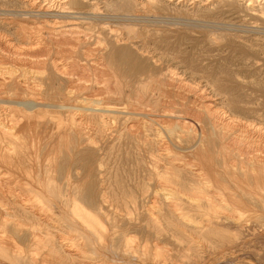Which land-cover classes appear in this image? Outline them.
Returning <instances> with one entry per match:
<instances>
[{
	"label": "bare ground",
	"instance_id": "bare-ground-1",
	"mask_svg": "<svg viewBox=\"0 0 264 264\" xmlns=\"http://www.w3.org/2000/svg\"><path fill=\"white\" fill-rule=\"evenodd\" d=\"M0 2L12 8L0 13V42L7 45L10 54H16L13 50L19 52V46L16 47L13 40L23 39L27 47L20 46V52L24 51L23 54L31 59L36 68L33 70L44 75L47 88L41 93L35 87L32 75H27L30 71L15 75L11 66L0 64L3 76L0 80V264H168L162 262L160 255L163 253L158 248L145 250L140 247L137 250L131 247L133 240L128 238L129 235L125 237L110 231L115 219L110 218V222L109 215L101 211V206L111 199L107 190L112 165L105 162V154L96 157L108 138L106 136L122 145L126 141L143 145L149 152L155 151L162 141L161 131L165 128L151 129L145 120L141 124L138 117L147 118L154 124L153 116L164 119L168 133L164 149L167 152L176 147L185 150L189 157L175 168L168 163L160 171L155 167V159L147 160L141 155L136 162L145 172L141 178L143 191L147 179L153 176L174 183L177 188L165 186L167 193L155 190L153 198L156 201L170 198L175 206L187 204L191 207L177 209V219L196 223L192 230L197 234L203 231L217 234L220 226L233 229L235 235H242L241 238L247 233L255 238L264 237V111L253 107L254 100L245 96L249 84L264 87V71L263 75L249 80L238 66L209 77L204 71L171 65L167 66L165 81L154 80L151 75L163 70L161 55H173L174 52L157 55L137 41L175 28L190 34L205 33L209 45L234 41L264 55V0ZM174 11L182 13L183 18L177 16L178 19H174ZM227 13L238 15L233 17L239 21L244 22L247 17L260 20V24L219 20V14ZM28 25L32 28L30 32ZM89 39L96 40L99 49L93 52L86 48L82 49L81 56L76 54V46L89 44ZM51 45H54L53 49ZM62 46L66 48L59 50ZM115 50L130 62L128 66H124L121 59L118 64L109 58ZM241 63L254 71L256 67L259 70L260 66L264 67L263 62L258 65L246 59ZM100 82L112 85L115 90L165 89V92L175 93L180 101L176 110L168 106L169 109L162 113L154 110L148 113L141 110L140 113L137 109L130 110L128 103L85 94ZM61 86L74 94L53 92L55 87L61 89ZM130 120L139 122L142 129L135 126L132 130L137 122L132 121L129 125ZM164 124L161 125L164 127ZM40 141L46 143L38 146ZM107 159L110 162V158ZM92 166L99 168L98 179H92V175L84 171ZM191 166L195 167L194 171L190 170ZM105 172L106 179L102 176ZM172 210L167 207L166 215H172ZM51 213L57 216L52 225L49 224ZM193 213L206 217L205 221H196L199 216L193 217ZM24 220L29 221L26 229L22 228L26 226ZM151 224L153 229L156 228L157 219L153 217ZM48 227L57 233L48 231ZM175 236L179 237L176 233ZM196 239L201 245V238ZM195 252L197 258L198 251ZM239 256L230 257L229 262L248 264V259L243 262V257Z\"/></svg>",
	"mask_w": 264,
	"mask_h": 264
},
{
	"label": "rangeland",
	"instance_id": "rangeland-1",
	"mask_svg": "<svg viewBox=\"0 0 264 264\" xmlns=\"http://www.w3.org/2000/svg\"><path fill=\"white\" fill-rule=\"evenodd\" d=\"M11 9H12L11 7H9V6L7 7V5H3L0 2V13H2L3 10H11ZM179 14L180 13L174 11V19L183 18L184 15L182 13L180 15ZM226 15L229 18H227ZM226 15L219 14V16H220L219 20L228 21L230 23H232V22L233 23H241V22L246 23L247 22V23L252 24V25L253 24L259 25L260 24V20H252V19H248L246 17L245 21L243 22L241 20V18H240L241 21H239L238 18L234 19L233 16H238L236 14L230 15L229 13H227ZM177 16H178V18H177ZM239 17H241V16H239ZM27 28H28V32H30L32 30L30 25H28ZM138 40H139V43H143L142 45L146 50H148L150 52H154L157 55H160L162 53H170V52L173 54V52H174L173 55H170V54L161 55L162 56L161 62H162L163 70L161 71V73H158L156 75H151V76H153L154 80L159 79V80L165 81V76L168 75V74H166L168 72L167 66H171V65L172 66L179 65L180 67H184V66L185 67L186 66L191 67L198 72L204 71L205 74L209 77H214V75L218 74L219 71L229 72L230 70L237 69V66L239 67L240 71L243 74H245V76H247V78L249 80L257 78L258 74L263 75L262 74V71H264L263 66H260V67H262V68H260L261 70H259V68L256 67L257 70L254 71L250 67L242 66L241 62L244 59H246V60H251L253 62L255 61V62H257L258 65H261L262 62L264 64V55H259L256 52H254L251 48L249 49L245 45L239 44L238 42L228 41V42H222L221 44H218V45H209L205 41V33L190 34V33H185L183 31H180V30H176L175 28H174V31H171V32H167V33H163V34H159V35H155V34L152 35L151 34V35L146 36L143 39H137V41ZM141 41H143V42H141ZM95 42H96V40L89 39V44H86V45L78 44L75 48L76 54L81 56L82 52H83L82 49L85 50L86 48H90L91 51L96 52L97 49H99V46L95 45L96 44ZM23 43H25V41H23V39L13 40V44H15L16 47L19 46L18 47L19 52H20V46L21 47L26 46ZM69 45L67 47H69L71 49V46H69ZM240 46H243V47H240ZM50 47L53 49L54 45H51ZM64 48H66V46H62L59 50H64ZM56 50H58V49H56ZM15 51H17V50H13V52L16 54H10V52L7 50V45L0 42V64H3L4 66H8V67L11 66L10 69L13 68V69H11V71H13V73L15 75H20L22 73L27 74L30 71L31 73H29L27 75H30V76L32 75L31 79L33 82L35 80V82H34L35 87L39 88L41 93H44L45 90L47 89L46 85L44 84L45 83L44 75L42 73H39V72L33 70V68L34 69H36V68L33 66L31 59L29 57H27L25 54H23L24 51H21L20 53L17 51L20 54V56ZM53 51H55V50H53ZM21 53L24 56H22ZM11 56H13V57H11ZM14 58H17V60ZM109 58H111L113 61H116V63H118V64H119V61L121 59L124 66H128V64H130V62L127 61L125 58H121V54H119L116 50L110 54ZM25 60H29V62L25 61ZM14 61H15V63H14ZM171 62L172 63L174 62V63L172 64ZM27 63H29L30 65ZM21 64H23V65L21 66ZM25 65L27 67H29V69ZM24 67H26V68L24 69ZM25 70L28 72H26ZM32 70H33V72H32ZM35 72H36V74H35ZM131 72H133V71H131ZM3 75H5V74H3ZM1 76H2V74H0V80L3 79V76L2 77ZM5 76H8V75H5ZM221 77L225 78L224 75H222ZM141 78H143V76ZM143 80H145V79H143ZM103 81H105V80H103ZM100 84H99V86L92 87L90 90L85 92V94H87L90 97H92V95L94 96L95 94H97L96 96H94L92 98H97L99 96L98 99L108 98L111 101L115 100L117 103H121V102L122 103H128L126 105L129 109L131 108L130 110L137 109V111H140V113L145 112V111H146V113H148L149 111L152 112L153 110L156 113H162V112L166 111V109H169V107L173 108L172 110H176L175 107L177 106V104L180 101L179 97L177 95H175V93L170 94L168 92H165L164 88H163L164 90H148V91L147 90H145V91L140 90V91L136 92V91H129V90H115V89H113L112 85L106 86V84H104L103 82H100ZM40 88H42V89H40ZM110 88H111V90H110ZM0 89H1V85H0ZM98 90H99V92H98ZM101 91H102V93H101ZM245 91H246L245 96H248L249 99L251 98L254 100L253 101V104H254L253 107L261 109L264 111V87L261 85L258 86V85L249 84L245 88ZM53 92H55L57 95H63V94L68 93V96H69V95L74 94L73 93L74 91H68L66 87L64 89V87H62V86H61V89L55 87L53 89ZM71 92H72V94H71ZM165 93H167V94H165ZM128 98L130 100H128ZM166 99H168V100H166ZM169 99H170V101H169ZM50 101H52V100H50ZM140 102H142L143 104L140 105ZM160 103H162V105ZM163 106L164 107L167 106V107L164 108ZM138 109H140V110H138ZM141 110H142V112H141ZM152 118L156 121L155 124L158 123L159 126H156L158 124L155 125L151 121L147 120V118L138 117L137 119L139 122L141 121L140 122L141 124L145 120L144 123H149L151 129L160 128V127L162 129H164V128L166 129L167 124H166V121L164 119H161L157 116H153ZM142 119H143V121H142ZM132 121L133 120H130V122L128 121V124L130 123L129 125H131L133 122H135V123L137 122L136 120L133 122ZM139 122H137L136 125L132 126L131 129L133 130L134 127L136 126V127H138L137 128L138 130H139V128L141 130L142 129L141 124H139ZM160 123L161 124L165 123L164 127ZM165 129L161 131L163 133L162 141H159V143H158L159 146L157 145L156 146L157 148H155V151H153V152L146 151V148L143 145L137 146V145L132 144L131 142H127V141L124 142L123 145L117 143L116 141L115 142L113 141L114 142V144H113L111 136L110 137L106 136L108 138L105 139L106 141L102 144V149L100 150V152L98 154H96L97 158L100 154H105L106 155L105 162L108 163L109 166L112 165L111 169H109L110 172L108 171L109 172L108 176L110 177V179H109L110 180V187L107 190L108 193L111 195V199L109 200L108 203L103 204L101 206V208H102L101 211L107 213L109 215V219L113 218V217L115 219L114 221L112 220L113 222H111V219H110V222L113 224V226H112V224H110L112 227H109V228H111L109 230L112 232H115L117 234L118 233L123 234V235H125V237L127 235H129L128 238H131V240H133L135 242L134 243L133 241H131V243H132L131 247L133 246L137 250H138V248L144 249V247L146 248L145 250H153L155 248H158V250L163 253V255H160L161 259L163 257L162 262L165 261L164 263H168V264H227V263L231 264L232 262L231 263L229 262L230 257H233V256L238 257L239 255H240L239 257L241 259L243 257V259H242L243 262H245L248 259L246 261V262H248V261L250 262V263L248 262V264H251L252 263L251 261H253L252 264H261V263L264 264V251H263L264 250V237L255 238L251 234L247 233L243 236V238H241L242 235H235L236 233L233 229L231 230V228L228 229V228H223L220 226L217 227V232H218L217 234L207 233L205 231H203L204 233L200 232V234H197L192 230L194 227L193 225H195L196 223L191 222V223H193V224H191L190 221L177 219V217H178L177 212H179V211H177V209L181 210L182 206H183L182 208H185V209L187 207L191 209V207H189L187 204H183V205L181 204L180 206H175V204L173 202L174 200L170 199V198H168V200H167V198H165L166 200L162 199V200H158V201H156L153 198L154 194H155L154 193L155 190L158 192L160 191L161 193H167L168 192L167 188H174V189L177 188V186L174 183H172V184L168 183L163 177L153 176V177L147 179L148 185L146 184V188L144 189V191L142 190V188H143L142 179H143V176L145 175V172L142 171V169L140 167H138V165H137L138 162H136L139 158H141V155L144 156L147 160L148 159L149 160L155 159V161H156L155 167H158L160 171L161 170L163 171L164 166H166L168 163H172L174 165V168H175L176 166H178V163L180 164V161L189 158L188 153H186L185 150H178L176 147L172 148L173 151H167L166 152V149H164V148L167 147V145L165 146V144H167V142H168V136H167L168 133L165 132L166 131ZM163 140H164V142H163ZM45 143H46V141H40L38 143V146L39 145L42 146ZM129 143L131 145L130 147H128ZM111 144H113V145H111ZM30 150L33 151L32 148ZM109 151H111V153ZM162 152H164V154ZM107 157L110 158V162L108 161ZM150 157H152V158H150ZM160 162H161V164H160ZM106 163H104L103 168H105ZM158 164H159V166H157ZM115 165H116V167H115ZM189 168L192 171L195 170L194 166H191ZM84 171L89 172L92 175V177H91L92 179H96V178L98 179V177H99V174H98L99 168H97L96 166H92L88 170H84ZM105 171H107V170H105ZM127 174H128V176H127ZM102 176H103V178L106 179V172L103 173ZM141 183H142V185H141ZM155 186L159 190H157L155 188ZM162 186H164V187L167 186V188L166 187L164 188ZM147 187H149L148 188L149 190L147 189ZM153 189H154V191H153ZM146 198H147V200H146ZM144 200H146V201H144ZM150 203H152V206ZM146 204H150V205L148 206ZM163 204H164V206H163ZM109 205H110V208H109ZM150 207L151 208L153 207V208L151 209ZM163 207H165V208H163ZM167 207H171L173 209L172 215H166L165 212L167 210ZM154 208H156V209L154 210ZM145 210L147 213L145 212ZM152 210H154V211H152ZM162 210H163V212H162ZM2 212H3V210H2ZM157 212L158 213L160 212V213L158 215H156ZM149 213L150 214L153 213V214L150 215ZM161 213L163 216L165 215L164 216L165 218H163ZM129 214H131L130 217H129ZM191 214H192V212H191ZM159 215H160V217L162 216V218H160ZM195 215H198V214L193 213V217H196ZM49 216H50V220H49L50 223L49 224L52 225L55 222V220H57L56 219L57 216H55V214H52V213ZM125 216H127V217H125ZM172 216L174 217V219ZM153 217H154V219H157V222H158V226H156V228H154L155 230L151 226L152 225L151 219ZM201 219L203 221H205L206 217L199 216L198 218H195L196 221L201 220ZM23 222L26 226H23L22 228L23 229L28 228L29 221L24 220ZM146 222H147V224H146ZM171 222L173 224H171ZM181 223H183V224H181ZM164 224L168 227L164 226ZM216 224L219 225L218 223H216ZM141 225H143V226H141ZM141 227H143V228H141ZM47 230L52 232L53 234L57 233L51 227H48ZM192 232H193V235H192ZM175 233H176V235H179V237L175 236ZM155 234L157 236H155ZM151 235H152V238L150 237ZM68 236H72V235H67V237ZM195 236L197 238L198 237L201 238L200 239L201 245L198 244V242L200 243V241L197 240ZM193 238H194V240H193ZM202 238L204 240H202ZM245 238H247V239L245 240ZM137 242H138V244H137ZM238 242H241V243L238 244ZM247 242L249 243V245ZM156 243L158 246L156 245ZM202 243H204V244H202ZM235 243L237 244V246L234 245ZM140 244H142V245L145 244V245L142 246ZM205 244H207V245H205ZM136 245H138V246H136ZM146 245H148V246H146ZM213 246H214V248H213ZM196 250L198 251V257L199 258L198 257L196 258V256H194L196 253L195 252ZM218 250H220L222 252H220ZM238 250H240V251H238ZM192 253H193V255H192ZM213 253H215V255ZM226 253H228V254H226ZM218 256H220L221 258ZM223 257H224V259H222ZM226 257L229 259H227ZM161 259L159 261H161ZM244 259H246V260H244ZM198 260H200V261H198ZM166 261H168V262H166ZM89 263H91V262H87L86 264H89ZM93 264H95V263H93ZM243 264H245V263H243Z\"/></svg>",
	"mask_w": 264,
	"mask_h": 264
}]
</instances>
